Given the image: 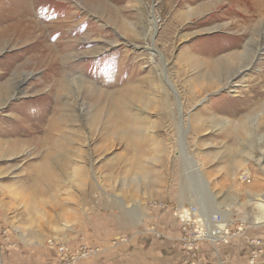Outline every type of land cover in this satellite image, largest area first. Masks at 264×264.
<instances>
[{
	"label": "rangeland",
	"instance_id": "rangeland-1",
	"mask_svg": "<svg viewBox=\"0 0 264 264\" xmlns=\"http://www.w3.org/2000/svg\"><path fill=\"white\" fill-rule=\"evenodd\" d=\"M256 199L264 0H0V264H263Z\"/></svg>",
	"mask_w": 264,
	"mask_h": 264
},
{
	"label": "built area",
	"instance_id": "built-area-1",
	"mask_svg": "<svg viewBox=\"0 0 264 264\" xmlns=\"http://www.w3.org/2000/svg\"><path fill=\"white\" fill-rule=\"evenodd\" d=\"M244 178L246 179L247 176L244 175ZM183 210L181 213H180V211L177 212V215L179 217L180 222L183 223L181 227H183V229H185V231L187 232L189 224L196 226V230H195L196 235L194 236L193 240H191V242H194V244L186 243L185 245L197 247L198 241L201 239L207 238L211 232L214 236L215 235L221 236V235L225 234V233H220L219 229H213L212 231L210 229H207L206 225L202 224L201 221H199L197 218L193 219V221H190L189 220L190 217L194 216V211L197 212V207L193 206V208H192V206L190 205V207L188 209L184 208ZM239 225L237 228L235 227L233 229H229L231 236H238L240 234L241 227L244 229V227H245L244 224H239ZM183 240H184V242H189L187 238H184ZM257 243H259L258 240L254 241V239H252V238L249 240L248 244L252 246V248H251L252 249L251 250V259H255L258 255V250L255 248V244H257ZM58 250L62 253V263L64 262L63 264H68V262H70V261H67L69 259L67 256L70 254L69 249L66 248L64 245H59ZM94 252H95L94 249L89 250V251H84L85 254H82V255L86 256V255L92 254Z\"/></svg>",
	"mask_w": 264,
	"mask_h": 264
},
{
	"label": "crops",
	"instance_id": "crops-1",
	"mask_svg": "<svg viewBox=\"0 0 264 264\" xmlns=\"http://www.w3.org/2000/svg\"><path fill=\"white\" fill-rule=\"evenodd\" d=\"M238 219V218H237ZM238 222H242L241 221V219L239 220L238 219ZM264 223V222H263ZM236 224V223H235ZM254 226V225H253ZM253 226H251L250 224L246 227V229L248 230V236L249 237H251V238H261L262 239V241L264 242V238H262L261 236H258L257 234H255L256 232H254V231H258L259 230V228L258 229H253V228H250V227H253ZM250 228V229H249ZM176 230H177V233H179V225L178 224H176ZM254 230V231H253ZM179 238V235L177 236V239ZM204 244H201L202 245V248H201V252L203 253V252H205L206 254H208V256H209V259H210V261H213V260H215L217 257H215V255L212 253V250H211V246L210 245H208V243H206V242H203ZM233 244H236V245H233ZM246 246V247H245ZM245 246L244 245H242V244H240L239 243V241L237 242V243H235V242H233V243H231V244H228V245H225V246H222L221 247V252H220V257L222 256V252H224V251H226L227 250V252H229V253H232L234 250H236V251H241V253H242V255L246 258V259H250L251 258V247H250V245L248 244V243H246L245 244ZM211 247V248H210ZM250 247V248H249ZM230 250V251H229ZM54 251L55 250H53L52 252L54 253ZM178 251V256H179V260L181 261V259L183 260L185 257H189V252H186L185 251V249L184 248H182L181 246L179 247V249L177 250ZM235 253V251L233 252V254ZM228 255V256H231L232 258H237L238 256H236V255ZM263 255H264V253H263ZM259 256L260 258H264V256ZM58 256H59V252H58V250L56 249V256H55V253H54V255H53V260L55 261V260H57V258H58ZM228 256H226V258H228ZM234 256V257H233ZM241 256V255H240ZM239 256V257H240ZM178 260V261H179ZM231 261V260H230ZM236 261V260H235ZM262 262V261H261ZM260 262V263H261ZM260 263H257V264H260ZM264 264V263H263Z\"/></svg>",
	"mask_w": 264,
	"mask_h": 264
},
{
	"label": "bare ground",
	"instance_id": "bare-ground-1",
	"mask_svg": "<svg viewBox=\"0 0 264 264\" xmlns=\"http://www.w3.org/2000/svg\"><path fill=\"white\" fill-rule=\"evenodd\" d=\"M19 6V5H18ZM47 11V10H46ZM22 14V13H21ZM25 15H27V14H25ZM23 16V15H22ZM154 16V15H153ZM36 19V18H35ZM154 19H155V17H154ZM153 25H154V28L156 27V21L155 20H153ZM33 35V34H32ZM46 37V36H45ZM211 82V81H210ZM255 197V196H254ZM251 205H253V206H255L258 210H260V213L258 214L257 213V216L255 217V219L254 220H256L258 223H261V225H258V226H256V225H254L253 227H251V228H253V229H258V228H261V227H263L264 226V201L262 200V199H256V200H252L251 201ZM196 207V206H195ZM193 208V207H192ZM184 211V210H183ZM182 211H180V213H181ZM194 213L196 214V215H198V213L196 212V211H194ZM218 216H216V218H218L217 219V221H219V223L217 224V226L215 227V229H223L224 231H226V230H228V226L231 224V223H233L234 222V219L232 220L231 219V217H230V214H229V216H228V214H226V215H224V214H221V213H219V214H217ZM224 216V217H223ZM227 216V217H226ZM230 217V218H229ZM208 219V218H207ZM190 220V219H189ZM205 220V219H204ZM128 223H130V222H128ZM181 226H182V224H181ZM214 229V228H213ZM212 231V230H211ZM227 232V231H226ZM242 233V232H241ZM245 234V233H244ZM244 234H242V235H244ZM242 235H239L237 238H239L240 236H242ZM246 235V234H245ZM218 235H213L212 234V232L210 233V235H208V237L207 238H204L205 240H207L208 241V239H211L212 240V242H214V244H220V242H223L222 241V239L220 240L219 239V236L217 237ZM227 237V239L229 240H231V239H233V238H235V236H226ZM220 241H219V240ZM240 239H243V238H240ZM227 240V241H228ZM210 241V240H209ZM210 243V242H209ZM204 244V243H203Z\"/></svg>",
	"mask_w": 264,
	"mask_h": 264
}]
</instances>
